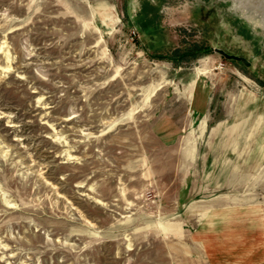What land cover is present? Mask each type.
I'll return each mask as SVG.
<instances>
[{"label": "rangeland", "instance_id": "rangeland-1", "mask_svg": "<svg viewBox=\"0 0 264 264\" xmlns=\"http://www.w3.org/2000/svg\"><path fill=\"white\" fill-rule=\"evenodd\" d=\"M0 264H264V0H0Z\"/></svg>", "mask_w": 264, "mask_h": 264}, {"label": "water", "instance_id": "water-1", "mask_svg": "<svg viewBox=\"0 0 264 264\" xmlns=\"http://www.w3.org/2000/svg\"><path fill=\"white\" fill-rule=\"evenodd\" d=\"M211 51L220 54L221 56H223L224 58L228 59V60H234V61H239L242 62L244 64V66L249 67L251 65V63L244 57L242 56H237V55H233V54H229L226 51L222 50V49H218V48H212Z\"/></svg>", "mask_w": 264, "mask_h": 264}, {"label": "crops", "instance_id": "crops-1", "mask_svg": "<svg viewBox=\"0 0 264 264\" xmlns=\"http://www.w3.org/2000/svg\"><path fill=\"white\" fill-rule=\"evenodd\" d=\"M202 96V95H201ZM198 96L196 95V98H197ZM198 102L197 101H195V104H197ZM194 104V108H195V110H197V112L198 113H206V111H207V107L206 106H204V105H195ZM193 108V107H192ZM205 111V112H204Z\"/></svg>", "mask_w": 264, "mask_h": 264}, {"label": "bare ground", "instance_id": "bare-ground-1", "mask_svg": "<svg viewBox=\"0 0 264 264\" xmlns=\"http://www.w3.org/2000/svg\"><path fill=\"white\" fill-rule=\"evenodd\" d=\"M251 17H253V16H251ZM249 19H250V18H249ZM251 19H252L253 21H255V22H256V20H257V19H255V17H253V18H251Z\"/></svg>", "mask_w": 264, "mask_h": 264}]
</instances>
